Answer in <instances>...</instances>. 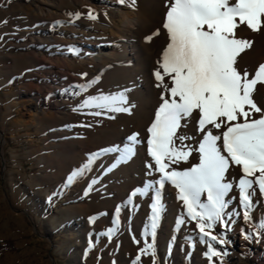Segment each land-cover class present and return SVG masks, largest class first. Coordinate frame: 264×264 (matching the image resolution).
I'll return each mask as SVG.
<instances>
[{"label": "rangeland", "instance_id": "1", "mask_svg": "<svg viewBox=\"0 0 264 264\" xmlns=\"http://www.w3.org/2000/svg\"><path fill=\"white\" fill-rule=\"evenodd\" d=\"M23 1L31 3L35 0H0V264H154V260L156 264H264V235H260L255 226L264 218V196L258 189L253 197L258 203L251 212L253 221L249 222L258 233L245 239L249 233L244 226L243 236L238 234L235 243L232 237L237 233L234 223L227 231L222 224H217L210 230L211 234L224 233L223 239L227 243H213L228 254L211 260L205 255L208 238L202 241L196 222L187 218L175 186L172 189L176 191L177 201L170 222L167 226L158 224L155 237L150 231L145 234V227L130 217L125 216L121 226L114 225L108 214H114L117 206L130 196L132 198L131 194L142 188L145 181L159 178V173L154 171L148 175L146 165L154 162L146 152L147 131L144 129L145 134L141 135L137 123L154 105L158 109L162 93L165 96L168 93L163 86H157L159 82L154 74L153 84L146 86V72L142 66L143 69L137 71L115 73L103 91L80 96L74 94L76 90L67 89L66 96L55 99L50 110L61 118L60 121L48 117L31 121L27 109L31 106L25 104L30 98L27 89L30 85L42 84L48 88L59 79L51 81L44 77L39 81L34 78L33 74L43 70L44 65L27 56L23 44L30 34H43L44 27L29 20L26 12L21 10L26 6ZM124 1L144 10L154 8L160 2L146 0L148 5L145 6L144 0ZM240 38L251 41L248 36ZM33 47L47 58L65 53L73 57L80 55L79 46H63L51 43L47 38ZM256 47V43L251 42V47L237 57L238 70L241 74L247 70L249 78L252 76L249 63ZM158 61L153 72L159 70ZM165 83L170 84V78L165 77ZM71 84L80 86V82ZM260 89L257 85L253 95H257ZM121 92L126 96L127 103L123 106L129 109L128 112L105 111L97 116L91 114L97 109L82 107L88 96ZM44 101L41 103L43 109ZM255 101L261 106L257 99ZM194 117L179 130L195 137L185 141L193 148L202 138L196 131L198 112ZM252 118H260V113H253ZM111 121L115 125L109 127ZM208 128L216 134L222 131L211 126ZM134 133L138 134L139 143L135 145V154L126 162H118L117 152L106 154L92 170L76 179L75 185L74 182L67 183L73 171L83 166L69 153L72 148L80 151V142H96L111 134L114 143L123 148L128 143L127 138ZM91 154L93 151L87 155L84 165L89 164ZM198 163L199 154L193 151L187 161L171 164L170 170L182 171ZM232 167L226 180L234 184L232 191L236 192ZM135 197L145 208V219L151 212L150 196ZM226 199L232 198L228 196ZM233 209L240 213L238 216H243L239 201L232 199L228 210ZM182 216L185 222L177 225L178 217ZM238 216L232 219L235 221ZM110 228L116 229L111 238L107 235ZM175 228L179 233L173 235L171 230ZM147 244H153V249L142 253Z\"/></svg>", "mask_w": 264, "mask_h": 264}, {"label": "snow or ice", "instance_id": "2", "mask_svg": "<svg viewBox=\"0 0 264 264\" xmlns=\"http://www.w3.org/2000/svg\"><path fill=\"white\" fill-rule=\"evenodd\" d=\"M119 2L124 3V0ZM165 6L168 10L162 27L168 43L154 75L159 82L157 86H163L168 95L162 93V103L147 130V151L154 164L148 163L146 167L148 175L154 171L159 173V179L145 181L144 186L131 195L151 194L150 223L145 226V234L150 231L155 237L164 211L160 190L166 183L175 186L187 218L196 222L202 241L208 238L205 255L211 260L228 253L217 249L213 243H227L224 233L212 235L210 230L217 224L229 230L235 222L232 218L240 214L235 209L228 210L232 199L226 197L234 188V184L226 180L230 167L239 166L242 171L235 187L246 222L253 220L251 212L258 203L253 200L257 189L264 196V107L258 106L253 95L258 84L264 85V63L258 65L251 78L247 70L241 74L236 66L238 55L251 47V41L238 38L237 30L241 26L252 31L264 28V0H166ZM76 15L79 18V14ZM88 18L97 19L91 11ZM159 34V29L153 33ZM151 39L152 36L146 37L148 41ZM165 77L170 78V84L165 83ZM95 83L96 80H92L80 85V91L87 92ZM126 103L123 92L98 94L84 99L82 107L97 109L91 114L99 116L105 111L128 112L123 106ZM197 112L196 131L202 138L193 148L185 141L195 137L179 130L186 127ZM253 113H260V118H252ZM208 126L222 131L216 134ZM137 136L135 133L129 136L123 148L116 146L91 154L89 164L73 171L67 183L81 178L94 158L107 151L119 153L118 162H126L135 154V145L139 143ZM193 151L199 154L198 164L182 171L170 170L171 164L187 161ZM202 196H206V200ZM130 201L131 196L124 207ZM120 211L121 206H117L116 212ZM184 222L183 216L178 217L177 225ZM113 223L118 226V221ZM255 226L259 234L264 235V218ZM115 230H108L109 238ZM251 238L252 234L245 236V239ZM152 249L153 244H147L141 251L146 253ZM136 259L139 260V256Z\"/></svg>", "mask_w": 264, "mask_h": 264}, {"label": "bare ground", "instance_id": "3", "mask_svg": "<svg viewBox=\"0 0 264 264\" xmlns=\"http://www.w3.org/2000/svg\"><path fill=\"white\" fill-rule=\"evenodd\" d=\"M144 1L145 6L148 5L147 1ZM159 1L160 4L158 3L156 7L149 10L139 9L136 5L133 6L125 1L120 3L119 0H35L31 3L23 1L26 6L20 7L21 10L26 12L29 20L38 22L44 27L43 34H30L23 44L27 56H30L42 66L44 65L43 70L36 71L33 74L34 78L39 81L44 77H48L51 81L59 79V82H53L48 88H45L46 86L43 84L29 86L26 94L30 98L26 99L25 104L31 106L27 108L31 121H39L44 117L60 121L61 118L51 112V106L55 99L64 98L67 89L76 90L80 96L103 91L109 79L115 73H129L137 71L143 66L146 72V86L150 87L153 84L152 76L155 62L161 60L162 52L168 43L166 30L162 27L168 9L165 6L166 0ZM90 11L97 19L91 20L88 18ZM76 14H79V18ZM158 29L160 34L153 35ZM148 36H152L150 41L146 40ZM237 36L238 38L248 36L253 44L256 43L254 56H252L249 63V69L254 75L258 65L264 63V28L259 31H252L246 26H241L237 30ZM43 38H47L51 43H59L63 46H79L80 55L73 57L65 53L61 56L47 58L40 50L33 47L34 44L41 42ZM92 80H96V83L87 92H81L78 86L71 84L80 82V85H83ZM84 81L87 82L84 83ZM258 85L261 88L260 92L254 96L264 107V85ZM43 101L44 109L41 107ZM156 110L157 108L154 105L150 111L145 112L143 119L138 121L141 135H144V129L147 131L152 124ZM109 125V127H112L115 123L111 121ZM148 138L149 133L147 131V148ZM218 143L220 142L218 141ZM116 146L117 144L112 140V135L107 134L96 142H80V151L72 148L69 153L74 161L82 166L86 163L87 155L92 151L93 154L101 153L102 150H110ZM146 152L148 154V151ZM111 153H114V151H107L105 154L94 158L89 170H92L104 155ZM232 171L233 179L237 183L242 171L239 166L235 165H233ZM172 186L170 183H166L165 187L160 190V199L164 211L161 213L158 224L164 226H167V223L170 222L171 214L176 206V191L172 189ZM138 195L140 194L135 196ZM135 196L131 198L127 207H124V203L120 205V212L115 211L114 214H108L110 219L118 221V226L114 224L116 227L121 226L125 216L138 221L142 228L150 223V215L144 219L145 208L137 203ZM140 196L144 197L145 195ZM149 196L151 197V194ZM229 197L234 202H238V188L236 192L231 190ZM116 198H118V194H116ZM202 199L206 200V196H202ZM151 202L150 198V204ZM234 226L237 231V233L232 234L235 243L238 242V234L243 236L241 231L244 226L249 234L256 236L258 233L257 229H254L255 227H251L250 223L243 219V216L235 218ZM178 233L179 230L176 228L171 230L173 235ZM162 234L167 236L165 232H162ZM238 261L241 262V258H238Z\"/></svg>", "mask_w": 264, "mask_h": 264}, {"label": "trees", "instance_id": "4", "mask_svg": "<svg viewBox=\"0 0 264 264\" xmlns=\"http://www.w3.org/2000/svg\"><path fill=\"white\" fill-rule=\"evenodd\" d=\"M1 249V248H0Z\"/></svg>", "mask_w": 264, "mask_h": 264}]
</instances>
